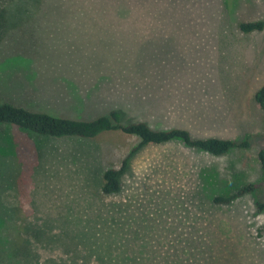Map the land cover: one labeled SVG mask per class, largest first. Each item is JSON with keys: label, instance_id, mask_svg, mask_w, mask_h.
<instances>
[{"label": "rangeland", "instance_id": "374dc122", "mask_svg": "<svg viewBox=\"0 0 264 264\" xmlns=\"http://www.w3.org/2000/svg\"><path fill=\"white\" fill-rule=\"evenodd\" d=\"M0 103L193 137L248 139L215 156L137 136L45 137L0 125V264H264V0H0ZM257 190L228 204V194Z\"/></svg>", "mask_w": 264, "mask_h": 264}, {"label": "trees", "instance_id": "16d2710c", "mask_svg": "<svg viewBox=\"0 0 264 264\" xmlns=\"http://www.w3.org/2000/svg\"><path fill=\"white\" fill-rule=\"evenodd\" d=\"M3 13L0 12V27ZM264 20L242 22L239 24L243 32L258 31L263 29ZM254 100L264 109V84L254 93ZM11 124L20 129L45 137H80L92 138L100 133L119 131L124 134L134 135L140 139L139 144L132 148L121 160L117 167H107L101 171V192L104 195H113L121 189V178L126 172L130 157L143 145L163 144L179 141L186 147L206 152L215 156L223 155L235 148H246L248 139L233 140L220 137H193L187 129L169 127L156 129L145 121L123 122L118 109H110L106 114L93 119H76L66 116H57L45 111H36L24 106L15 105L4 101L0 103V125ZM258 160L264 177V148L258 151ZM257 185L253 182L237 186L228 194H216L212 201L216 204H228L234 199L253 193ZM258 211L264 208V202L256 203ZM2 261H0L1 263Z\"/></svg>", "mask_w": 264, "mask_h": 264}]
</instances>
